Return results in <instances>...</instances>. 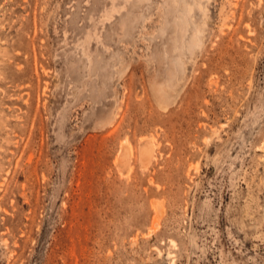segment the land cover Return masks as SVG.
Segmentation results:
<instances>
[{"label":"rangeland","instance_id":"1","mask_svg":"<svg viewBox=\"0 0 264 264\" xmlns=\"http://www.w3.org/2000/svg\"><path fill=\"white\" fill-rule=\"evenodd\" d=\"M0 264H264V0H0Z\"/></svg>","mask_w":264,"mask_h":264}]
</instances>
